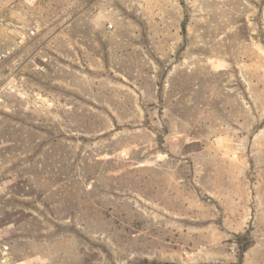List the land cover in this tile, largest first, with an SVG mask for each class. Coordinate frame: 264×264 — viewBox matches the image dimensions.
Here are the masks:
<instances>
[{"label": "rangeland", "instance_id": "1", "mask_svg": "<svg viewBox=\"0 0 264 264\" xmlns=\"http://www.w3.org/2000/svg\"><path fill=\"white\" fill-rule=\"evenodd\" d=\"M0 264H264V0H0Z\"/></svg>", "mask_w": 264, "mask_h": 264}]
</instances>
